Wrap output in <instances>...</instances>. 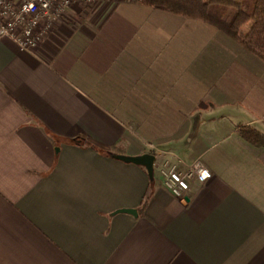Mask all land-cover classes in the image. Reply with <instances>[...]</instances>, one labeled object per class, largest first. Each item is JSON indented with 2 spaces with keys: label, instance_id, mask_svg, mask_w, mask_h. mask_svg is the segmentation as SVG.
I'll list each match as a JSON object with an SVG mask.
<instances>
[{
  "label": "crops",
  "instance_id": "crops-1",
  "mask_svg": "<svg viewBox=\"0 0 264 264\" xmlns=\"http://www.w3.org/2000/svg\"><path fill=\"white\" fill-rule=\"evenodd\" d=\"M245 127L264 137V61L203 21L78 0L32 52L0 37V264H264ZM113 153L213 177L185 199L155 172L141 209L152 181Z\"/></svg>",
  "mask_w": 264,
  "mask_h": 264
},
{
  "label": "built area",
  "instance_id": "built-area-1",
  "mask_svg": "<svg viewBox=\"0 0 264 264\" xmlns=\"http://www.w3.org/2000/svg\"><path fill=\"white\" fill-rule=\"evenodd\" d=\"M76 1L0 0V37L10 38L21 49L32 52ZM155 172L164 188L176 198L187 197L213 177L201 159L187 162L176 153H164V157L157 158Z\"/></svg>",
  "mask_w": 264,
  "mask_h": 264
},
{
  "label": "trees",
  "instance_id": "trees-1",
  "mask_svg": "<svg viewBox=\"0 0 264 264\" xmlns=\"http://www.w3.org/2000/svg\"><path fill=\"white\" fill-rule=\"evenodd\" d=\"M143 5L164 8L192 20L203 21L220 30L264 61V0H140ZM242 134L252 143L263 144L264 137L245 127ZM154 182L143 198L144 209L151 197Z\"/></svg>",
  "mask_w": 264,
  "mask_h": 264
},
{
  "label": "water",
  "instance_id": "water-1",
  "mask_svg": "<svg viewBox=\"0 0 264 264\" xmlns=\"http://www.w3.org/2000/svg\"><path fill=\"white\" fill-rule=\"evenodd\" d=\"M112 157L126 163H132L144 167L147 171L150 181L153 182L155 180V162L157 159L155 154L144 153L139 155H127L113 153ZM188 200L189 199L187 198V201ZM116 213H129L136 217L138 216V211L136 209H122L118 210Z\"/></svg>",
  "mask_w": 264,
  "mask_h": 264
},
{
  "label": "rangeland",
  "instance_id": "rangeland-1",
  "mask_svg": "<svg viewBox=\"0 0 264 264\" xmlns=\"http://www.w3.org/2000/svg\"><path fill=\"white\" fill-rule=\"evenodd\" d=\"M158 174V173H157Z\"/></svg>",
  "mask_w": 264,
  "mask_h": 264
}]
</instances>
